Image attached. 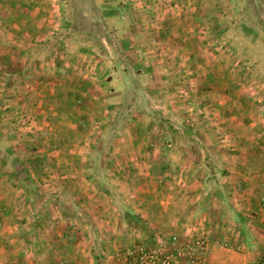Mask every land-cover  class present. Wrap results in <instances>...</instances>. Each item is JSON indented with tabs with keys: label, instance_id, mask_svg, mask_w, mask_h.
Listing matches in <instances>:
<instances>
[{
	"label": "rangeland",
	"instance_id": "1",
	"mask_svg": "<svg viewBox=\"0 0 264 264\" xmlns=\"http://www.w3.org/2000/svg\"><path fill=\"white\" fill-rule=\"evenodd\" d=\"M261 149L264 0H0V264H159L146 215L208 180L234 227Z\"/></svg>",
	"mask_w": 264,
	"mask_h": 264
},
{
	"label": "crops",
	"instance_id": "2",
	"mask_svg": "<svg viewBox=\"0 0 264 264\" xmlns=\"http://www.w3.org/2000/svg\"><path fill=\"white\" fill-rule=\"evenodd\" d=\"M256 151L257 150L249 152L248 157L251 161H256L254 158ZM260 152H264V150L261 149ZM251 166L255 169L252 172L250 171L251 174L247 178V184L248 186L250 185V187L247 189L246 193L238 192V194H236V196L239 197L237 200L239 205L235 204L231 209L232 216H234V221L232 220L234 227L225 225L224 218L227 217V208L225 209L224 202H227L228 199L219 194L218 191L209 193L208 185L210 182L208 183V180L204 182L201 180L194 182L190 181L188 183L190 187L193 186L192 191H196V193H191L192 197L190 201L192 202L202 197L203 200H207L208 202L204 208L203 205L202 208L179 205L177 209L174 208L173 210L169 204L170 199L165 198V200L161 201L163 208H158L156 214L155 212H147L148 214L146 217L148 219L153 215L155 220L160 222L158 226H160L162 230L159 231L166 232L165 237L156 238V245L159 246L161 244L169 251H173V234L178 233L182 243H191L194 236L202 232L211 240L210 264H259L262 262L264 260V203L261 204L260 200L261 196L264 194V192L262 193V188H264V167L253 163ZM71 181L75 183L74 179ZM76 181L77 183H81L84 179H76ZM67 182L70 184L69 181ZM200 187L206 189L205 194L202 196L197 194V190ZM81 197L84 196L81 195ZM213 205H215L217 209L213 208ZM241 208H245L249 212L244 210L242 214V212H240L242 211ZM244 215L249 217L248 225L246 224L247 226H241L239 222L240 217ZM230 230H232L233 234H230ZM227 239L234 240L240 248L236 246L225 247L223 241Z\"/></svg>",
	"mask_w": 264,
	"mask_h": 264
},
{
	"label": "built area",
	"instance_id": "3",
	"mask_svg": "<svg viewBox=\"0 0 264 264\" xmlns=\"http://www.w3.org/2000/svg\"><path fill=\"white\" fill-rule=\"evenodd\" d=\"M225 247H237L240 246L232 239H227L223 242ZM173 251H169L161 244L156 245L151 254L147 252V249L140 245L138 250L141 254V258L155 259L159 254V264H210V245L211 240L205 233H198L194 236L191 243L179 244L178 238L172 237ZM259 264H264V261Z\"/></svg>",
	"mask_w": 264,
	"mask_h": 264
}]
</instances>
